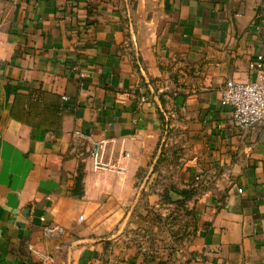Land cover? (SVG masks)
<instances>
[{
    "label": "crops",
    "instance_id": "obj_1",
    "mask_svg": "<svg viewBox=\"0 0 264 264\" xmlns=\"http://www.w3.org/2000/svg\"><path fill=\"white\" fill-rule=\"evenodd\" d=\"M259 54L264 0H0V264H264V128L220 103ZM167 148L200 187L195 232L145 263Z\"/></svg>",
    "mask_w": 264,
    "mask_h": 264
},
{
    "label": "rangeland",
    "instance_id": "obj_2",
    "mask_svg": "<svg viewBox=\"0 0 264 264\" xmlns=\"http://www.w3.org/2000/svg\"><path fill=\"white\" fill-rule=\"evenodd\" d=\"M176 154L172 148L161 152L152 167L155 177L146 179L151 189L141 191V199L147 204L146 213L141 229L133 232L132 239L136 250L141 251L144 262L154 263L159 258L170 261L176 252L179 255L185 249L195 232L200 187L181 185L178 182L177 171L180 165L174 161Z\"/></svg>",
    "mask_w": 264,
    "mask_h": 264
},
{
    "label": "built area",
    "instance_id": "obj_3",
    "mask_svg": "<svg viewBox=\"0 0 264 264\" xmlns=\"http://www.w3.org/2000/svg\"><path fill=\"white\" fill-rule=\"evenodd\" d=\"M248 71L251 79L245 82L228 80L221 90L220 103L231 109L233 128L239 132L252 128H264V55L255 56L248 65ZM92 160L94 172L106 168L110 171L126 173V170L118 167L117 164L104 165L98 150L92 153ZM79 219L81 220L82 217ZM52 232L47 229L44 233L46 236H51Z\"/></svg>",
    "mask_w": 264,
    "mask_h": 264
},
{
    "label": "trees",
    "instance_id": "obj_4",
    "mask_svg": "<svg viewBox=\"0 0 264 264\" xmlns=\"http://www.w3.org/2000/svg\"><path fill=\"white\" fill-rule=\"evenodd\" d=\"M81 179H82L81 176L77 177V179H76V184H77V186L80 184ZM73 195H75V196H81V193H79V192L76 190V188H75V190L73 191Z\"/></svg>",
    "mask_w": 264,
    "mask_h": 264
}]
</instances>
